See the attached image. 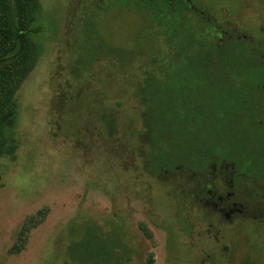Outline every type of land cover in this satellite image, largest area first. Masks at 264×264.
<instances>
[{
  "label": "rangeland",
  "instance_id": "374dc122",
  "mask_svg": "<svg viewBox=\"0 0 264 264\" xmlns=\"http://www.w3.org/2000/svg\"><path fill=\"white\" fill-rule=\"evenodd\" d=\"M39 2L36 61L14 93V150L0 155V264H78L67 248L90 226L122 240L123 264H264V183L251 177L237 127L227 136L220 125L216 153L204 160L195 151L171 167L153 162L144 102L150 79L166 83L164 67L174 65V40L160 22L115 0ZM189 2L201 11L187 15L200 33L207 24L222 36L203 34L210 51L262 38L264 0ZM220 56L202 64L217 67V79L228 76L227 85L247 80L264 93L259 65L251 77L230 65V76ZM251 143L244 146L255 159L264 149ZM236 167L250 175L241 174L243 189L239 177L230 181ZM36 214L23 248L12 252L23 221Z\"/></svg>",
  "mask_w": 264,
  "mask_h": 264
},
{
  "label": "trees",
  "instance_id": "16d2710c",
  "mask_svg": "<svg viewBox=\"0 0 264 264\" xmlns=\"http://www.w3.org/2000/svg\"><path fill=\"white\" fill-rule=\"evenodd\" d=\"M115 3L125 8L144 9L174 40L171 53L174 65L164 67L168 81L159 84L151 78L144 102L143 115L151 127L154 142L151 147L153 162L171 167L177 162L190 160L186 158L190 152L198 151L195 155L201 158L199 160L207 157L208 150L213 152L211 155L215 154L216 141L222 136L221 127H226L229 136L236 128L235 119H239L237 111H244L246 106H242L239 97L232 98L231 86L224 82L228 76L217 79L218 73L212 72L218 68L202 63L224 59L220 56L224 54L226 61L245 62L242 67L238 65L237 70L251 77L254 68L249 63L256 61L255 55L246 46L237 50L235 44L230 43L226 47L219 45L221 49L214 46L219 50L216 53L210 51L205 36L200 33L202 26L187 16L190 13L184 0H115ZM39 9V0H0V155L14 150V141L9 136V128L16 116L14 93L36 61ZM226 70L230 76L234 75L231 73L234 66ZM263 71L259 78H264ZM248 87L250 92H255L251 82ZM207 135L213 141L200 143L198 139L204 140ZM161 143H174L175 148L155 146ZM176 147H183L184 152L179 154ZM38 216L42 214L25 218L18 232V241L11 247L12 252L23 248L29 229L40 220ZM121 241L117 238L112 243L109 237H101L95 226H90L79 239L69 243L67 250L78 264H123L128 261V256L124 257L128 250L120 244ZM108 242L117 249L109 247Z\"/></svg>",
  "mask_w": 264,
  "mask_h": 264
},
{
  "label": "flooded vegetation",
  "instance_id": "af4514ba",
  "mask_svg": "<svg viewBox=\"0 0 264 264\" xmlns=\"http://www.w3.org/2000/svg\"><path fill=\"white\" fill-rule=\"evenodd\" d=\"M187 3V7L188 10H190L191 4L189 2V0H184ZM192 10L194 12H201L199 11L197 8L195 7H191ZM204 20V19H203ZM209 31V32H208ZM213 26L212 25H207L204 27V29L202 30L203 34H208V33H213ZM257 32H259L258 36H261V39L256 38L254 41H247V40H243V39H237L235 38L234 40L231 41L230 44H235L234 46L236 47L237 50L242 49L241 46H246L248 48V50H250V52L255 55V59H257V55L261 54L262 56H264V27H260ZM214 34V33H213ZM216 35V33L214 34ZM218 35V36H217ZM217 37H219L221 39L222 36L219 35V33H217ZM224 35H226L227 37V33H225ZM257 35V34H256ZM230 36H232L230 34ZM231 38V37H230ZM227 42V41H226ZM242 44H239V43ZM223 43V42H222ZM228 43H223L222 46H227ZM263 45V49H260V46ZM260 61V59L254 61V62H250L249 64L251 66L257 65L256 67H258V65L260 66V69L264 70V65H261L260 62L257 64V62ZM245 62H224V63H220V65L222 66H226V67H230V65H244ZM211 65H216V62L214 63H208ZM254 68V67H253ZM264 72V71H263ZM259 79H264V78H259ZM245 81V80H243ZM256 85L259 84L258 82L255 83ZM240 88V89H239ZM234 89H237L239 92H236ZM231 92H232V98L233 99H237V97H239L242 101V106H246L244 108V111L239 109V111H237L239 113L238 116V124L236 125L237 129L240 131V136H241V140H240V144L245 143L244 145H247L248 141L252 142L251 146H256V148L259 150L260 152V148L264 149V93L258 92L257 88H255V92H250V89L248 87V82H243V83H238V86L235 85H231ZM236 104V100L234 102V105ZM256 130H260V133L256 132ZM250 139H252V141H250ZM248 140V141H247ZM253 144V145H252ZM243 145V148L241 150V153L247 158L248 162H249V167L250 169L254 170V174L255 176H251L252 178L255 179H259V181H262L264 183V163H262L263 161V157H264V150L262 152V155H258L255 159L254 158H250V153L246 150L245 146ZM241 158L243 159V157L241 156ZM244 160V159H243ZM240 161H236V165L240 164ZM235 165V166H236ZM237 168V167H236ZM239 171L237 172V176H235V178H233V173L230 174L231 176V184L235 182L236 177H239L238 181L235 183L238 187H242L241 189H243V176L245 175H249L247 174V172H244L243 170H240L239 168H237ZM236 169V170H237ZM259 171V173H258ZM241 174H243V176L241 177ZM259 175L260 178H256ZM250 176V175H249ZM242 179V180H241ZM257 181V180H256ZM263 186V184H261ZM253 191H256V188H252ZM258 192V191H257ZM234 195V193H233Z\"/></svg>",
  "mask_w": 264,
  "mask_h": 264
}]
</instances>
